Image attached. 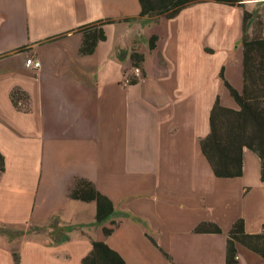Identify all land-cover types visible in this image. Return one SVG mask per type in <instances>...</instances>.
I'll list each match as a JSON object with an SVG mask.
<instances>
[{
  "label": "crops",
  "instance_id": "0c3cea01",
  "mask_svg": "<svg viewBox=\"0 0 264 264\" xmlns=\"http://www.w3.org/2000/svg\"><path fill=\"white\" fill-rule=\"evenodd\" d=\"M239 1L243 7L194 0L168 19L139 18L138 0H0V229H6L0 264H16L14 253L18 264H81L93 241L106 243L125 264H225L228 232L238 219L246 233L263 230L258 155L244 147L242 176L220 178L200 147L217 98L239 109L220 73L243 91L244 10L261 15L264 37V0ZM105 21L112 22L99 26L105 40L81 55L79 28ZM115 26L123 28L116 38ZM125 28H135L127 40ZM30 57L40 68L26 67ZM134 67L142 76L125 83ZM15 89L26 99L21 108L12 102ZM92 95L98 129L88 147L96 141L99 153L75 163L86 145L85 122L58 123L85 118ZM67 140L71 160L59 161ZM251 163L255 180L248 178ZM77 179L113 203L108 221L96 225L95 202L69 197ZM40 196L51 209L45 222L38 218ZM69 205L75 208L67 214ZM52 221L57 239L50 236ZM199 226L209 231L197 232ZM43 227L51 231L39 233ZM236 248L237 264H264L245 246Z\"/></svg>",
  "mask_w": 264,
  "mask_h": 264
},
{
  "label": "trees",
  "instance_id": "16d2710c",
  "mask_svg": "<svg viewBox=\"0 0 264 264\" xmlns=\"http://www.w3.org/2000/svg\"><path fill=\"white\" fill-rule=\"evenodd\" d=\"M194 0H138L140 4L139 18L149 16L175 17L189 2ZM231 6L243 7L239 0H213ZM135 18H126L125 21H133ZM111 21L95 22L80 27L82 43L79 49L81 55L94 53L100 40H105L100 27ZM257 25V26H256ZM256 26L258 29L254 31ZM263 20L261 15L244 10L242 35L240 41L243 46V91L238 92L224 78L223 70L220 77L230 92L238 110L222 106L217 98L210 112V132L201 140L200 147L216 177L234 178L243 174V149L244 147L255 152L261 159L260 179L264 181V37L262 36ZM157 36L150 38V49H154ZM136 59L137 57L134 56ZM139 68V67H138ZM141 70V69H140ZM142 74V72H141ZM137 78H129L130 84H135ZM13 104L21 108L19 103L25 105L24 93L15 89L11 93ZM23 106V105H22ZM4 170L3 156L0 154V173ZM69 197L85 202L94 201L96 204L95 224L101 225L108 221L114 214L113 203L95 186L84 179H77L74 187L70 189ZM71 227H65L63 231H70ZM216 233H222L218 227L213 229ZM197 232H208L205 226L196 228ZM106 235L111 230L105 229ZM63 237L61 240H66ZM155 244V241H152ZM241 244L249 250L264 257V225L260 233L249 234L245 232L244 220L238 219L228 232L225 264H237L236 245ZM167 258L170 257L165 254ZM14 260L18 264V256L14 253ZM81 264H125L122 257L101 241L92 242V250L85 256Z\"/></svg>",
  "mask_w": 264,
  "mask_h": 264
},
{
  "label": "rangeland",
  "instance_id": "374dc122",
  "mask_svg": "<svg viewBox=\"0 0 264 264\" xmlns=\"http://www.w3.org/2000/svg\"><path fill=\"white\" fill-rule=\"evenodd\" d=\"M258 10L259 11H263V7H259L258 8ZM257 26V25H256ZM256 26H254V28H255V32H256V30L258 29ZM135 28H137V27H135ZM135 28H133V29H126L125 28V30H124V32H128V36H127V38H126V40L127 39H129V34L131 35V33L132 32H134L135 31ZM123 30V28H122V26H115L114 28H113V30H110V32L112 31V34L114 35V37L116 38V37H118V36H120V33H121V31ZM151 29H148V30H145L144 31V34L145 35H149V34H151ZM124 37H126L125 35H124ZM30 58H32V57H30ZM12 65H14L13 64V62H12ZM133 73V72H132ZM142 76V75H141ZM129 78H134V76L132 75L131 77H128V79ZM222 79V78H221ZM99 85H93L92 86V90H93V95H96L97 94V92H99ZM90 95V94H89ZM93 95H92V98H91V101H90V104H88V105H86V111H85V118L83 117L82 119L80 118V117H76V119H75V121L74 120H72V119H69V118H67V120L66 121H62V122H60V123H58V124H62V125H64V123H70V124H74V127H76L77 126V124H79L80 122H85V124H84V133L86 134V137H85V142H86V145H82L81 146V148H80V152L83 150V152H82V154H79V155H75V157L72 159V160H74L75 159V163H77L78 162V159L79 158H81V159H88V157L89 156H91L92 158H94L95 157V155H97L98 153H99V150H98V146H97V144H96V141H94L93 143H95V145L94 146H92L91 147V149L88 147V144L90 143V141L91 140H95L96 139V136H97V129H98V122H97V114H98V108H97V105L95 104V101H96V99L95 98H93ZM90 105V106H89ZM92 112V113H91ZM82 120V121H81ZM59 127L61 128V136H64V135H67V137L69 136L68 134H66V130L62 127V126H60L59 125ZM67 139V138H66ZM62 142H64V141H62ZM62 147L61 148H63L62 149V151L61 152H59V155H58V157H60V159H58L59 161H62V160H64V161H66L64 158H69L71 155L68 153V157L66 156V155H64V152H65V150L67 149V148H69V145H70V141H65L64 143H62ZM92 145V144H91ZM63 156H64V158H63ZM69 160H71L70 158H69ZM58 161V165H61L62 163H60ZM257 174V170H256V166H255V168H254V166H253V164L251 163L250 165H249V167H248V178L250 179V180H255L256 179V175ZM43 191H45V190H43ZM49 192H53L52 190L51 191H49ZM46 196H47V191L44 193ZM50 195V194H49ZM37 204H39L38 206H39V212H41L42 210L44 211V213H42L41 215H40V217H38L39 218V221L40 222H45L46 220H47V218H45V219H43L44 218V216H49V214H48V212H50L51 211V209H50V205H48L47 204V199H45L44 200V197H41L40 196V202H38ZM75 207L74 206H71V205H69V208L67 207V214H68V211L71 209V211H74L73 209H74ZM64 216H67L66 214H63L62 215V217H64ZM54 223V221H52L51 222V225ZM50 225V224H49ZM22 226H23V224H22ZM52 226H54V229H53V231H52V234H51V230L50 231H47V229H46V227H48V226H46V227H43L44 228V230H40V231H38L39 233L41 232V234L43 233V234H46L47 232L49 233L50 232V236L53 238L54 237V239H57V238H59L60 237V233L58 232V230H56V223L55 224H53ZM35 227L34 226H29L28 227V229L29 230H33ZM18 230H20V229H23V228H17ZM24 230V229H23ZM5 231H6V229H0V233H5ZM21 231V230H20ZM52 235H54V236H52Z\"/></svg>",
  "mask_w": 264,
  "mask_h": 264
},
{
  "label": "built area",
  "instance_id": "2783aa9c",
  "mask_svg": "<svg viewBox=\"0 0 264 264\" xmlns=\"http://www.w3.org/2000/svg\"><path fill=\"white\" fill-rule=\"evenodd\" d=\"M25 65L27 68H31V69L34 68L35 69L39 66V62L35 61V59H33V58H28L25 61ZM132 75L134 76V78L139 79L142 75L140 68L134 67ZM128 82H129V79H126L125 83H128Z\"/></svg>",
  "mask_w": 264,
  "mask_h": 264
},
{
  "label": "bare ground",
  "instance_id": "6f19581e",
  "mask_svg": "<svg viewBox=\"0 0 264 264\" xmlns=\"http://www.w3.org/2000/svg\"><path fill=\"white\" fill-rule=\"evenodd\" d=\"M35 61H38L37 59H35ZM39 62V66L37 67V68H35V69H38V68H40V61H38ZM34 69V68H33Z\"/></svg>",
  "mask_w": 264,
  "mask_h": 264
}]
</instances>
